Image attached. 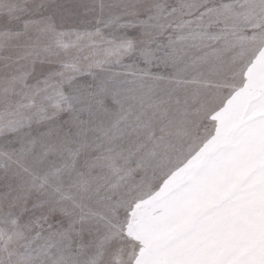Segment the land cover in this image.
<instances>
[{
    "label": "snow or ice",
    "instance_id": "obj_1",
    "mask_svg": "<svg viewBox=\"0 0 264 264\" xmlns=\"http://www.w3.org/2000/svg\"><path fill=\"white\" fill-rule=\"evenodd\" d=\"M0 264H264V0H0Z\"/></svg>",
    "mask_w": 264,
    "mask_h": 264
}]
</instances>
